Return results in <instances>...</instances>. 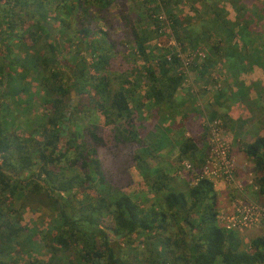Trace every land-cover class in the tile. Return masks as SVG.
<instances>
[{
	"label": "trees",
	"instance_id": "16d2710c",
	"mask_svg": "<svg viewBox=\"0 0 264 264\" xmlns=\"http://www.w3.org/2000/svg\"><path fill=\"white\" fill-rule=\"evenodd\" d=\"M52 1V13L58 16H51L47 0H0V264H17L16 257L30 253L23 245L31 242L32 234L19 224L21 211L12 209L13 202L21 203L23 210L43 195L54 205L51 256L46 262L31 258L26 264H126L111 235L121 240L145 237L141 243L149 252L147 264H264V233L242 247L237 232L223 229L217 220V193L209 180L196 176L176 186L169 170L156 161L165 142L170 141L179 162L198 169L206 159L193 138L173 137L170 127L161 126L176 113L186 121L190 106L188 100L176 98L185 75L182 60L173 48L166 47L170 38L177 47L203 52L193 66L201 74L218 64L226 65L227 74L214 92V100L224 98L228 91L225 104L229 108L243 105L257 84L251 83V88L245 85L242 73L253 67L264 73V0H145L156 2L145 12L150 26L141 20L129 24V41L143 63L139 72L143 71L146 79L145 90L138 97L135 92L140 78L112 74L116 43L93 16L114 9L127 24L126 0ZM180 3L195 8V16L177 14L175 8ZM50 17L61 24L58 34L67 33V37L60 45L45 42L42 50H36L41 34L53 39L42 26L50 24ZM70 20L76 22L74 37L69 36ZM103 23L113 29L108 19ZM19 28L23 29L21 35L16 32ZM155 39L164 44L161 49L153 47L157 56L149 50ZM65 43L71 62L61 64L58 55ZM12 44L22 57L13 54ZM31 74L44 94L48 113L28 135L19 136L7 129L10 109L6 101L30 109L33 93L27 78ZM71 92L80 99L73 108L66 104ZM257 94L264 98V87H259ZM147 105L154 108L159 124L135 123ZM219 105L227 109L223 103ZM95 112L103 116L105 126L113 127L116 148H135L132 158L153 193L149 205H139L104 177L97 157L103 145L98 126L88 125L81 136L72 133L66 153L59 147L66 116ZM245 124L226 116L221 128L232 132L238 141ZM148 135L152 146L145 142ZM240 149L253 164L254 184L264 204V126L262 135L242 142ZM77 195L82 199L77 200ZM105 220L109 221L106 228L102 226ZM186 228L195 232L190 238ZM78 246L79 251L72 254Z\"/></svg>",
	"mask_w": 264,
	"mask_h": 264
},
{
	"label": "rangeland",
	"instance_id": "374dc122",
	"mask_svg": "<svg viewBox=\"0 0 264 264\" xmlns=\"http://www.w3.org/2000/svg\"><path fill=\"white\" fill-rule=\"evenodd\" d=\"M48 8L51 12V16H58L54 12V4L52 0H47ZM155 1L151 4L145 3V0H126L125 8L127 9L124 13L125 17L129 19V23L126 24L127 19H122L119 17V13L116 14V10L111 11H101L100 13H94V18L99 27L108 32V36L111 40L116 43V48L112 56V74L113 75H122L130 76L132 78L138 77L140 87L136 90L135 96L143 94L145 90V76L144 72L140 73L139 69L142 66V61L136 57L134 45L129 41L130 39V26L129 24L137 23L141 20L144 25L150 26L145 17L146 10L152 9L155 6ZM199 8V6H197ZM201 8V7H200ZM199 8V9H200ZM229 12V17L234 19V13L227 8ZM175 12L183 13L186 16H195V8H191L189 5L183 3L178 4L175 8ZM160 13L158 12L157 15ZM49 22L54 29L57 30V33L52 38H47L44 34H41V39L36 46V50H42L45 42L53 44V42H59V45L63 43V39L67 37L66 34H58L61 24L58 20H51ZM162 20L165 19L164 15L161 16ZM108 19L113 25V29L106 27L103 23V20ZM71 30L69 36L75 35L76 32V22L70 20ZM21 28L17 29L16 32L21 35ZM168 33V31H167ZM2 37V36H0ZM172 38L167 43L168 48H173L177 56L182 60L184 65V81L180 88L177 90L176 98L179 100H188L190 103L189 115L185 120H182L181 113H176L173 118L166 119L162 122V127H170V134L173 137H178L183 135L185 138H193L200 147V150L206 155V159L209 152V144L212 137H210V127L214 121L223 123L224 117H229L234 121L246 122L242 134L239 135V140H234L235 136L232 132L226 129H222L223 136L229 142V160L230 164L233 166V177L234 181L231 183H226L221 181L217 187V212L220 211L225 204L232 201V199L243 198L244 200H253L256 202L262 203V198L258 194V190H254L255 183V173L253 164L247 159L244 153L241 151L240 146L242 142H249L255 136L263 134L264 126V109L260 108L264 105V98L259 97L257 94L259 87H264V73L258 67H253L252 69L242 73L241 80L245 85L250 86L252 84H257V87H253L247 94L249 98L243 105H233L229 108L227 104V99H219L218 101L214 100V92L222 85V79L224 80L227 74L226 65L223 63L216 65L214 68L207 69L203 74H201L198 68L194 69L195 61L200 62L201 55L203 52L197 53L195 50L188 49L186 47L180 48L177 47ZM238 46L241 43L237 42ZM12 52L18 57H22V53L16 49V45L12 44ZM150 49L153 50V47L163 48L164 44L157 39L149 43ZM203 47V45H201ZM204 48H206L204 46ZM76 48L71 50V54L75 51ZM117 50V51H116ZM155 55L159 54L158 50H153ZM203 51V48H202ZM58 55L59 62L67 63L71 62L70 54H67V44L62 47ZM205 53V52H204ZM206 55V54H205ZM14 56V55H13ZM17 57V58H18ZM134 67L137 69L133 70ZM60 71L61 69L57 67ZM67 72V71H66ZM67 76V73H66ZM63 78L64 82H67V77ZM31 86V91L33 93L32 103L29 106L30 109L27 111L25 107H22L20 104L17 106L11 101L7 100L6 104L10 109V116L6 118L9 122L7 129L9 132L17 134L19 136L28 135L32 129L37 126V123L48 113L46 105L43 103V92H40V86L37 81H35V76L31 74L27 78ZM233 84L230 82V88ZM233 88V87H232ZM229 89V88H228ZM234 90V89H233ZM79 97L74 93H70L69 98L66 99V104L73 108L79 102ZM246 100V99H245ZM226 101V102H225ZM223 103L227 109L219 108V104ZM226 103V104H225ZM142 118H136V124L149 125L158 123L157 114L154 111L152 106L147 105L143 108ZM156 115V116H155ZM12 116H15V119L12 120ZM167 118V117H165ZM70 119V122L67 120ZM65 126L62 131V140L59 142V147L66 153L68 150L67 142L68 138L72 136V133L77 134L78 136L82 135V131L88 125H96L99 127V134L102 138L103 145L98 148L97 157L101 162L103 175L107 181L112 183V185L128 194L132 200H134L139 205H149L153 201V193L149 188L148 184L143 180L141 173L136 168L135 162L132 158L134 149L131 150L129 146L118 147L115 144H118L114 139L113 127L104 125L103 116L98 113H80L78 115H68V118L64 119ZM61 126V125H60ZM140 127V126H139ZM38 135V134H37ZM146 141L149 145H153L151 140L152 138L148 135ZM170 140H172L170 138ZM167 145V146H166ZM174 145L171 143L165 142V145L162 147L161 151L157 154L156 161L163 167L169 170V175L175 181L176 186H180L183 180L192 181L194 177L198 176L201 170L200 168H195L192 165H189L190 168L187 169L185 166L189 164L188 162H179L177 160L178 151ZM154 148H152L153 150ZM71 156V153L69 154ZM156 156V155H155ZM206 159L204 164H206ZM63 164H67L63 162ZM75 170L79 171L76 167ZM190 181V182H191ZM95 190L98 192V184L95 187ZM242 190V191H241ZM80 192H83V189H79ZM44 195L37 197V201L25 206L23 210H20L21 203L13 202L12 209L15 211H21L19 213V224L25 226L29 233H31L32 238L31 242L26 245H23V250H30V253H24L19 255L14 260L17 261V264H26L32 259H39L44 262L49 260L51 256L50 250V234L54 224L55 213L53 210V203L44 199ZM77 200H81L80 195L76 196ZM109 221L105 220L102 226H108ZM106 228V227H104ZM108 230V229H106ZM186 231L189 232V238L195 232L191 231L190 228H186ZM110 233V231L108 230ZM24 233V232H23ZM27 233V232H26ZM242 241V247H248L250 241L256 237L262 236L264 233V228H255L251 230H246L243 232H237ZM111 234V233H110ZM24 234H21L20 237L23 238ZM112 244L115 248L120 250L121 259L126 262V264H147L146 257L149 256V252L144 248L145 237H140L137 235L131 236L127 240H121L120 238L114 237L111 235ZM143 242V243H141ZM74 252H78L80 247H74ZM21 250V249H20ZM26 251V252H27ZM73 256V255H71ZM32 258V259H31Z\"/></svg>",
	"mask_w": 264,
	"mask_h": 264
},
{
	"label": "built area",
	"instance_id": "2783aa9c",
	"mask_svg": "<svg viewBox=\"0 0 264 264\" xmlns=\"http://www.w3.org/2000/svg\"><path fill=\"white\" fill-rule=\"evenodd\" d=\"M210 127V144L206 164H203L198 176L209 180L215 192L221 181H234L233 165L230 164L229 142L223 136L221 123L214 121ZM190 164H186L189 169ZM254 190L257 186L252 184ZM242 191V190H241ZM219 225L227 231L243 232L255 228H264V204L243 198L232 199L217 212Z\"/></svg>",
	"mask_w": 264,
	"mask_h": 264
},
{
	"label": "water",
	"instance_id": "95a60500",
	"mask_svg": "<svg viewBox=\"0 0 264 264\" xmlns=\"http://www.w3.org/2000/svg\"><path fill=\"white\" fill-rule=\"evenodd\" d=\"M42 26L45 27V29L52 35L55 36L57 33V30L53 28V26L51 24H45L42 23ZM72 95H74V92H71Z\"/></svg>",
	"mask_w": 264,
	"mask_h": 264
},
{
	"label": "flooded vegetation",
	"instance_id": "af4514ba",
	"mask_svg": "<svg viewBox=\"0 0 264 264\" xmlns=\"http://www.w3.org/2000/svg\"><path fill=\"white\" fill-rule=\"evenodd\" d=\"M67 115V114H66Z\"/></svg>",
	"mask_w": 264,
	"mask_h": 264
}]
</instances>
